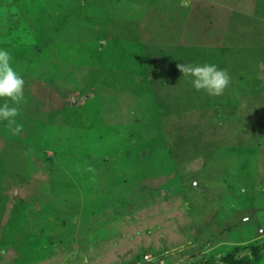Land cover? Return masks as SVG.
<instances>
[{"label": "rangeland", "instance_id": "1", "mask_svg": "<svg viewBox=\"0 0 264 264\" xmlns=\"http://www.w3.org/2000/svg\"><path fill=\"white\" fill-rule=\"evenodd\" d=\"M0 48V264H264V0H0Z\"/></svg>", "mask_w": 264, "mask_h": 264}, {"label": "clouds", "instance_id": "2", "mask_svg": "<svg viewBox=\"0 0 264 264\" xmlns=\"http://www.w3.org/2000/svg\"><path fill=\"white\" fill-rule=\"evenodd\" d=\"M176 67L194 91L203 92L209 97L221 96L231 83L227 70L214 63H180ZM24 87L25 80L14 67L11 52L0 48V121L7 122L13 134L22 131L16 117L19 115V105L25 99Z\"/></svg>", "mask_w": 264, "mask_h": 264}]
</instances>
